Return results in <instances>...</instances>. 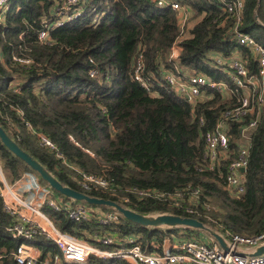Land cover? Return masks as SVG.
Wrapping results in <instances>:
<instances>
[{
  "label": "trees",
  "instance_id": "obj_1",
  "mask_svg": "<svg viewBox=\"0 0 264 264\" xmlns=\"http://www.w3.org/2000/svg\"><path fill=\"white\" fill-rule=\"evenodd\" d=\"M57 1L62 0L9 1L0 25V127L4 132L63 186L90 197L115 202L140 215L193 218L242 236L263 232L264 107L252 130L241 197L228 194L224 175L228 163L237 157L240 129L256 112L243 122H229L230 155L218 168L210 171L204 162L205 133L241 96L213 56L229 59L237 51L250 74L257 70L254 57L237 46L232 34L235 20L219 0H166L189 8L199 20L189 37L179 42L177 16L170 7L160 8L149 0H80L82 16L51 30L41 43L37 39L41 20ZM241 31L264 46V0H244ZM175 43L180 52L172 61ZM139 56L143 77L155 96L134 79ZM13 57L30 59V65L22 66ZM176 67L226 81L233 89L231 99L214 91L210 100L190 104L162 76V71L176 73ZM92 70L95 75L90 77ZM34 132L49 138L56 151L40 147ZM0 163L10 184L24 173L34 174L1 143ZM77 171L102 175L113 189L83 191L75 182ZM135 190L165 196L198 190L200 196L195 213L187 214L175 208L171 199L139 198ZM45 210L60 231L86 241L93 231H110L134 235L143 245L156 238L161 245L165 235L161 228L149 230L122 217L117 224L102 227L94 219L75 224L62 213ZM10 222L0 200V264H15L12 254L21 244L38 249L41 260L59 254L53 242L41 236L9 237L5 228ZM88 264L126 263L90 259Z\"/></svg>",
  "mask_w": 264,
  "mask_h": 264
},
{
  "label": "built area",
  "instance_id": "obj_2",
  "mask_svg": "<svg viewBox=\"0 0 264 264\" xmlns=\"http://www.w3.org/2000/svg\"><path fill=\"white\" fill-rule=\"evenodd\" d=\"M10 0H0V25L4 23L6 13L10 8ZM157 7H170L177 16L180 37L191 17V10L177 2L166 0H149ZM80 0H62L56 2L47 17L41 20L42 28L38 31L37 39L45 43L51 30L78 19L82 16ZM222 8L233 16L235 22L232 29L234 40L239 48H245L254 57L257 70L250 74L245 67V60L240 53L235 51L229 59L220 55L213 56L215 64L222 68L223 72L235 91L240 92V97L235 101V106L222 112L214 128L204 135L205 155L204 162L208 169L214 170L230 155L228 133L229 122H243L247 115L256 112V117L251 118L240 129L239 148L237 157L228 163L224 175L225 189L233 198L241 197L245 192V177L252 144V130L256 128L259 115L264 107V46L259 44L249 33L241 31L244 0H219ZM170 58L172 59L173 48ZM178 45V44H177ZM175 57V56H174ZM13 61L22 65H30V59L13 57ZM179 67H176V70ZM167 75L166 82L180 96L187 99L190 104L210 100L212 92H218L223 99H231L233 89L226 81H214L203 74H188L181 69L177 75ZM95 72H89L93 77ZM134 79L152 96L150 86L143 77V64L141 56L136 61ZM19 89H16L18 91ZM202 123V121H201ZM26 126L30 127L27 123ZM39 146L54 152L55 145L44 134L34 132ZM60 158V154L56 153ZM22 179L14 184L8 183L0 163V200L5 214L11 218L10 224L5 228L7 235L13 239L31 240L36 236L44 237L52 241L59 254L48 255L43 260L37 254L36 248L21 244L12 254L15 264H88L90 259L120 260L126 264H264V253L259 256L253 254L264 246V231L253 236H242L229 231H214L225 242L226 250L222 249L216 240L211 238L209 242L198 241L187 237L173 244L167 238L163 243L148 241L143 245L134 235H118L110 231H93L84 238H76L60 231L45 215L32 207V201L36 194L30 184L22 183ZM75 182L83 191L112 190L113 184L102 175H91L77 171ZM40 183V182H39ZM44 187V186H43ZM42 204L50 210L66 215L67 219L75 224L88 223L94 219L100 226L117 224L122 217L116 210L103 211L96 209L89 211L82 205L73 204L54 199L53 190L49 187ZM21 190V194H18ZM139 198L144 196L174 201L175 208L182 209L187 214L195 213L200 192L198 190L184 191L172 196H165L156 192L145 193L133 191ZM128 202L127 198L122 199ZM126 208V207H124ZM128 209V208H126ZM210 210V206H206ZM159 214L148 215L156 216ZM40 219V221L37 220ZM123 218V217H122ZM158 243V242H157Z\"/></svg>",
  "mask_w": 264,
  "mask_h": 264
},
{
  "label": "water",
  "instance_id": "obj_3",
  "mask_svg": "<svg viewBox=\"0 0 264 264\" xmlns=\"http://www.w3.org/2000/svg\"><path fill=\"white\" fill-rule=\"evenodd\" d=\"M257 9V8H256ZM256 21H258L255 15ZM0 143L3 145L10 153L21 160L26 166H28L40 180L45 182L48 187L55 191L56 193L66 197L67 199H72L75 201L84 202L89 205L103 206L116 210L121 216L133 223L146 228H159V227H181L188 228L192 230H209L204 226V224L196 219L189 217H182L178 215L171 214H160L156 216H146L140 215L133 212L130 209H126L119 204L104 200L100 198L90 197L81 192L73 190L67 186H63L51 173H49L41 164L35 161L31 156L21 150L18 145L4 132L0 127ZM210 231V234L219 244V246L226 250L225 242L217 233ZM264 253V246L256 250L253 254L254 256H259Z\"/></svg>",
  "mask_w": 264,
  "mask_h": 264
},
{
  "label": "crops",
  "instance_id": "obj_4",
  "mask_svg": "<svg viewBox=\"0 0 264 264\" xmlns=\"http://www.w3.org/2000/svg\"><path fill=\"white\" fill-rule=\"evenodd\" d=\"M198 18L196 19L194 17V14L193 12L191 11V17L189 18V21L188 23L186 24V28H185V34H184V37L183 39L185 38H188L189 37V31L190 29L198 22ZM176 48H174L175 50H173V58H172V61L176 60V58L178 57L179 55V52H180V49H179V46H175ZM179 69L176 70V74L179 73ZM172 73L171 72H163L162 71V76H167V75H171ZM2 165V163H1ZM2 169H3V166H2ZM4 172V171H3ZM5 174V173H4ZM22 179L21 182L22 183H26V184H30L32 189L34 190V193L36 194L35 198L33 199L32 201V207L36 210H39L43 215H45L43 213L42 210H45V206L42 204V200L43 199H48V196H46L47 192H48V189L45 188V186L43 187V185L41 184L40 182V179L33 173H24L22 175V177L20 178ZM19 179V180H20ZM17 180V181H19ZM8 181V180H7ZM40 182V183H39ZM9 183V182H8ZM15 183V182H14ZM13 183V184H14ZM18 194H21V190H18ZM49 209V208H48ZM45 217L50 221V219L45 215ZM38 221H40L39 218H37ZM163 231L165 232V235H164V239L167 238L171 243L175 244L177 242H179L180 240H178L179 238L181 239H186L187 237H192L191 235H193L194 233H192V229H188V231L185 230V228H181V229H178V230H174L175 232L171 231V230H168V228L166 227H163ZM202 232H199L198 231V235H200ZM197 236V234H194ZM44 238V237H43ZM178 238V239H177ZM156 238H153L151 239L150 241H153L154 243L158 244ZM49 241V240H48ZM52 242V241H51ZM163 243V242H162ZM162 245V244H161ZM160 245V246H161ZM37 250V249H36ZM37 254L41 256L40 254V251L37 250ZM48 256V255H47ZM46 256V257H47ZM45 257V258H46Z\"/></svg>",
  "mask_w": 264,
  "mask_h": 264
},
{
  "label": "rangeland",
  "instance_id": "obj_5",
  "mask_svg": "<svg viewBox=\"0 0 264 264\" xmlns=\"http://www.w3.org/2000/svg\"><path fill=\"white\" fill-rule=\"evenodd\" d=\"M58 2V1H57ZM185 31L186 30H184V34H185ZM184 34L182 35V37L184 36ZM176 46H178L177 44H176ZM174 48H176V47H174ZM173 48V50H175ZM179 70H181L180 68H179ZM174 75H177V74H174ZM167 76H163V78H166ZM35 174V173H34ZM36 175V174H35ZM37 176V175H36ZM38 177V176H37ZM52 197L54 198V199H57V200H61V201H65V202H71V203H73V204H77V205H82V206H84L86 209H88L89 211H94V210H96V209H100V210H102L100 207L101 206H94V205H89V204H86V203H84V202H80V201H75V200H72V199H67L66 197H64V196H62V195H60V194H57L56 192H54L53 191V193H52ZM41 211H43V213L46 215L47 214V212H46V210H42L41 209ZM104 211V210H103ZM204 226L206 227V228H208L209 230H211V231H222V230H220V229H216V228H214L213 229V226H211V225H208V224H204ZM159 228H161L162 230H163V227H159ZM166 228H168V230H171V231H174V230H178L179 228H181V227H166ZM218 228H220L219 226H218ZM151 229H154V228H149V230H151ZM209 230H192V233H194V234H197V236L196 235H191L192 237L191 238H193V239H196V240H198V241H204V242H209L210 240H211V238L213 239V236L210 234V231ZM198 231L199 232H202L200 235H198ZM213 231V232H214ZM178 239V238H177ZM178 240H187V239H181V238H179Z\"/></svg>",
  "mask_w": 264,
  "mask_h": 264
}]
</instances>
